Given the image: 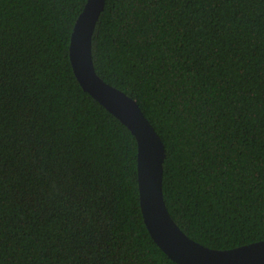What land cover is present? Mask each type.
Here are the masks:
<instances>
[{"label": "trees", "instance_id": "16d2710c", "mask_svg": "<svg viewBox=\"0 0 264 264\" xmlns=\"http://www.w3.org/2000/svg\"><path fill=\"white\" fill-rule=\"evenodd\" d=\"M88 0H0V264H178L144 220L138 143L78 81ZM97 73L161 136L192 239L264 240V0H107Z\"/></svg>", "mask_w": 264, "mask_h": 264}, {"label": "water", "instance_id": "95a60500", "mask_svg": "<svg viewBox=\"0 0 264 264\" xmlns=\"http://www.w3.org/2000/svg\"><path fill=\"white\" fill-rule=\"evenodd\" d=\"M106 1L88 0L72 34L70 57L83 89L137 139L141 207L153 239L178 264H264V240L233 249H214L192 239L172 217L163 189L167 152L161 136L138 101L96 71L93 37Z\"/></svg>", "mask_w": 264, "mask_h": 264}]
</instances>
